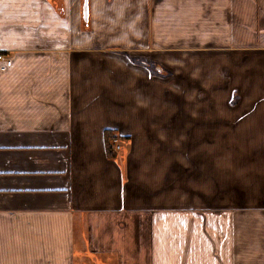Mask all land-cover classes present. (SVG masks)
<instances>
[{
  "label": "crops",
  "instance_id": "1",
  "mask_svg": "<svg viewBox=\"0 0 264 264\" xmlns=\"http://www.w3.org/2000/svg\"><path fill=\"white\" fill-rule=\"evenodd\" d=\"M0 52V264H264V0H0Z\"/></svg>",
  "mask_w": 264,
  "mask_h": 264
},
{
  "label": "trees",
  "instance_id": "2",
  "mask_svg": "<svg viewBox=\"0 0 264 264\" xmlns=\"http://www.w3.org/2000/svg\"><path fill=\"white\" fill-rule=\"evenodd\" d=\"M141 62L143 63H146V65L153 71V72H157L158 69H156L152 63H148L144 60H140ZM104 136H105V146H106V152H107V156L110 157V158H113V159H116L117 158V153H115L113 151V148H112V142L114 139L116 138H119V136L117 134H115L113 131L111 130H105L104 132Z\"/></svg>",
  "mask_w": 264,
  "mask_h": 264
},
{
  "label": "rangeland",
  "instance_id": "3",
  "mask_svg": "<svg viewBox=\"0 0 264 264\" xmlns=\"http://www.w3.org/2000/svg\"><path fill=\"white\" fill-rule=\"evenodd\" d=\"M87 7V6H86ZM87 10V9H86ZM85 20L87 21L88 19H87V16H86V18H85ZM6 55V54H5ZM7 56V55H6ZM8 58V57H7ZM143 60V59H142ZM144 61H146V62H148V63H150L151 61H147V60H144ZM155 62H157V64L156 63H153V62H151L152 63V65L156 68V69H158V71L157 72H155V73H165L166 74V76H168L169 74H170V72H172V71H170L169 72V70L168 69H166L165 67H164V65H162V64H160V60H158V59H156V61ZM167 70V71H166ZM119 136V135H118ZM118 139V143L120 144V149L119 148H117L116 146L117 145H113L112 146V148H113V151L115 152V153H117V155L119 154V152L123 149V145H122V142H121V139H120V137L119 138H117ZM202 172V168H201V166H199V173H201Z\"/></svg>",
  "mask_w": 264,
  "mask_h": 264
},
{
  "label": "built area",
  "instance_id": "4",
  "mask_svg": "<svg viewBox=\"0 0 264 264\" xmlns=\"http://www.w3.org/2000/svg\"><path fill=\"white\" fill-rule=\"evenodd\" d=\"M0 60H3L5 62L6 66H10L11 65V59L7 58V56L5 55L4 52H0ZM113 145H117L116 147L120 149V144L118 143V139H114L112 142V146Z\"/></svg>",
  "mask_w": 264,
  "mask_h": 264
},
{
  "label": "water",
  "instance_id": "5",
  "mask_svg": "<svg viewBox=\"0 0 264 264\" xmlns=\"http://www.w3.org/2000/svg\"><path fill=\"white\" fill-rule=\"evenodd\" d=\"M87 7L85 6V10H84V15H85V18H86V16H87Z\"/></svg>",
  "mask_w": 264,
  "mask_h": 264
}]
</instances>
